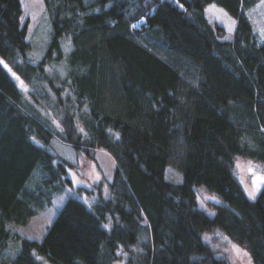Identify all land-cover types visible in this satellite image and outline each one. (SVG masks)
<instances>
[{
    "label": "trees",
    "instance_id": "16d2710c",
    "mask_svg": "<svg viewBox=\"0 0 264 264\" xmlns=\"http://www.w3.org/2000/svg\"><path fill=\"white\" fill-rule=\"evenodd\" d=\"M259 1L44 0L33 61L22 1L0 0V264H231L204 238L217 229L264 264V187L252 198L235 173L237 156L264 161ZM209 3L235 17L232 39ZM54 138L107 149L116 170L32 239L18 227L72 184ZM199 187L224 201L213 216Z\"/></svg>",
    "mask_w": 264,
    "mask_h": 264
},
{
    "label": "rangeland",
    "instance_id": "374dc122",
    "mask_svg": "<svg viewBox=\"0 0 264 264\" xmlns=\"http://www.w3.org/2000/svg\"><path fill=\"white\" fill-rule=\"evenodd\" d=\"M21 1L24 12L22 22L27 23L28 38L33 44L29 53L30 59L36 61L43 55L51 36L49 16L45 11L44 0ZM247 13L254 25L258 40L262 42L264 39V0H260L259 3L250 7ZM205 14L212 24H220L225 27L224 39L230 40L234 37L233 34L237 26L236 19L223 7L209 3ZM22 86L25 87L23 82ZM50 149L65 156L71 162L72 165L68 167V175L72 184L66 187L65 193L55 196L51 207L35 215L27 225L18 227V232L21 235L32 239H41L45 236L48 226L55 219L58 210L65 204L68 196L79 197L91 206L89 202H92L93 197L98 198L99 188L108 194V182L112 180L116 170V158L104 148L97 147L90 156L87 152L79 151L72 145L54 138ZM235 163V173L243 184L246 194L256 198L264 187V161L248 156H237ZM197 196L199 206L206 210L210 216L214 214V210L209 206L210 201L224 203L220 195L205 187L198 188ZM204 238L210 242L217 256L224 257L231 264H254L249 250L235 242L223 230L217 229L212 233H206Z\"/></svg>",
    "mask_w": 264,
    "mask_h": 264
}]
</instances>
